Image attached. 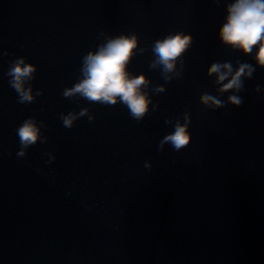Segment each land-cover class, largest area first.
<instances>
[{
  "label": "water",
  "instance_id": "1",
  "mask_svg": "<svg viewBox=\"0 0 264 264\" xmlns=\"http://www.w3.org/2000/svg\"><path fill=\"white\" fill-rule=\"evenodd\" d=\"M234 2L0 0V264H264V65L259 42L244 53L219 36ZM177 33L165 72L154 46ZM121 36L137 38L126 71L147 78L140 117L65 94ZM20 59L31 100L12 84ZM225 63L252 69L239 88L208 73ZM26 121L39 131L24 145Z\"/></svg>",
  "mask_w": 264,
  "mask_h": 264
},
{
  "label": "clouds",
  "instance_id": "2",
  "mask_svg": "<svg viewBox=\"0 0 264 264\" xmlns=\"http://www.w3.org/2000/svg\"><path fill=\"white\" fill-rule=\"evenodd\" d=\"M219 36L225 44L239 48L244 53H249L252 47L259 42L255 59L258 64L264 65V0H235L228 6L226 22L220 28ZM186 41V37L182 38V35L177 33L156 42L154 51L157 54V62L164 65L165 72L174 68L175 59L184 50ZM136 44L135 36H121L108 41L97 52L89 53L84 62V79L68 89L65 94L79 92L89 99L108 103H115L119 97L130 107L134 116H142L149 104L147 93L141 89V85L147 83V78L144 74L130 76L126 71V65ZM221 68L225 71L221 72ZM34 70V66L25 65L23 59L17 61L11 69L12 84L21 92L22 100L32 99L30 89L24 88V79ZM251 70L248 65H241L233 74L231 66L225 63L211 65L208 73H217V82L224 81L231 75L228 83L222 85L221 90L223 91L239 88L241 74L249 75ZM200 99L205 104L210 102L217 105L219 103L208 95L201 96ZM229 100L235 104L240 103L235 96L229 97ZM73 119L74 117L68 116L65 123L71 125ZM18 131L22 143L27 145L37 139L39 130L32 121H26ZM159 144L169 152L180 149L183 140L180 138L179 129L171 130L166 138L159 141Z\"/></svg>",
  "mask_w": 264,
  "mask_h": 264
}]
</instances>
